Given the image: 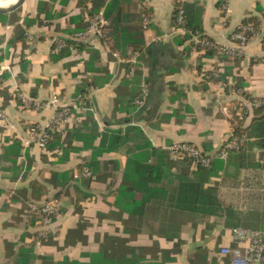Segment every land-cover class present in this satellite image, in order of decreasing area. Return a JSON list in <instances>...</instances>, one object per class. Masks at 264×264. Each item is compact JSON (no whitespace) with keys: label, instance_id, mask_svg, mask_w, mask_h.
Returning a JSON list of instances; mask_svg holds the SVG:
<instances>
[{"label":"crops","instance_id":"1","mask_svg":"<svg viewBox=\"0 0 264 264\" xmlns=\"http://www.w3.org/2000/svg\"><path fill=\"white\" fill-rule=\"evenodd\" d=\"M181 11L217 48L192 51L174 30ZM86 13L102 28L83 41ZM252 17L263 23L264 0H25L0 16V264H231L235 228L264 237V38L226 52ZM53 96L77 107L42 147L31 129L48 130ZM234 132L242 149L202 181L225 210L190 211L166 147L214 153ZM84 168L93 177L75 179ZM47 202L57 233L40 236L31 206Z\"/></svg>","mask_w":264,"mask_h":264},{"label":"built area","instance_id":"2","mask_svg":"<svg viewBox=\"0 0 264 264\" xmlns=\"http://www.w3.org/2000/svg\"><path fill=\"white\" fill-rule=\"evenodd\" d=\"M222 10L224 13V19L227 21L229 17V9L227 4H223ZM85 19L89 23V28L80 36L78 40L86 41L93 34H101L102 24H99L102 19L98 16H90L88 13L85 14ZM150 24L148 19L144 20V26L147 28ZM175 32L187 37V42L190 44L193 52H198L205 50L206 48H217L214 42L208 41L203 38L200 34L193 32L186 26V20L183 11L179 12L176 18V24L174 26ZM263 36L264 38V21L261 23L259 29L256 28L254 24H240L235 32L232 34V42L236 44V49L226 50L232 56H242L243 49L246 44L256 36ZM31 39V37H30ZM55 50L58 53L63 51H69L71 53L76 52L74 45L68 44L62 38H56L54 41ZM200 48V49H199ZM131 65L136 64V58L130 60ZM134 73V66L131 67L130 74ZM217 79L221 76L219 72L215 73ZM223 87H228L227 83H223ZM239 93V92H238ZM144 96L147 94V88L143 89ZM23 104L29 107L30 101L25 98V96H20ZM145 97L139 100L142 104ZM47 105H52L57 108L56 115L52 122L48 126V130H40L37 127H32L31 134L39 137V143L42 147L46 145L51 140L52 133L61 129L62 124L70 118L72 115V109L77 107L75 102L67 105H61L60 100L57 96H53L47 103ZM39 107V104H36ZM253 106L256 109H264V100H255ZM0 120L7 121L8 118L4 113L0 112ZM244 145V139L238 137L236 132L231 134V137L225 141L221 149L214 153H206L197 146L191 144H172L166 147V150L170 153L172 158L175 160L188 158L191 160L194 169L199 167L208 169L216 161L227 162L228 157L233 152H239ZM81 177L92 178V172L88 168H84L81 172L74 175L75 179H80ZM31 210L35 212L37 216L38 225L41 228L40 236H45L49 233H57L55 227V221L59 215V205L55 202H47L42 207L31 206ZM234 239L237 243L242 245L243 251L240 250H230L227 248L222 249L223 254H231L232 261L231 264H264V237L261 232L249 231L242 228H235L233 230Z\"/></svg>","mask_w":264,"mask_h":264},{"label":"trees","instance_id":"3","mask_svg":"<svg viewBox=\"0 0 264 264\" xmlns=\"http://www.w3.org/2000/svg\"><path fill=\"white\" fill-rule=\"evenodd\" d=\"M243 23L254 24L256 28L259 29L262 23V19L261 17H252L244 20ZM186 26L193 32L200 34L203 38H206L208 41L213 42L204 34L201 28L191 27L188 24L187 20H186ZM185 39L187 41L188 38L185 37ZM257 111H264V109H258ZM183 163H184V172L186 174L185 176L181 177V180L184 182V187H185V189H183L184 191L183 193L185 195V200H187L190 203V206L186 208L193 212L206 213L208 215L216 213L219 210H225L222 208L220 201L218 200L216 190L211 187L204 188L202 183L203 180L208 182L210 178L214 177L216 175V172L222 169L223 162L216 161L208 169L199 167L197 170L194 169L190 159L184 158ZM142 169L144 168L142 167ZM188 172L192 177L197 178L196 180L197 182L190 179V177L188 176ZM226 211H228L229 214L232 213L231 209H226Z\"/></svg>","mask_w":264,"mask_h":264},{"label":"water","instance_id":"4","mask_svg":"<svg viewBox=\"0 0 264 264\" xmlns=\"http://www.w3.org/2000/svg\"><path fill=\"white\" fill-rule=\"evenodd\" d=\"M25 0H18L16 4L10 8L0 9V16H5L16 12L21 8Z\"/></svg>","mask_w":264,"mask_h":264},{"label":"bare ground","instance_id":"5","mask_svg":"<svg viewBox=\"0 0 264 264\" xmlns=\"http://www.w3.org/2000/svg\"><path fill=\"white\" fill-rule=\"evenodd\" d=\"M18 0H0V9L10 8L16 4Z\"/></svg>","mask_w":264,"mask_h":264}]
</instances>
